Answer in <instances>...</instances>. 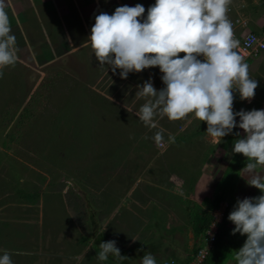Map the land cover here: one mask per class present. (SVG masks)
Instances as JSON below:
<instances>
[{
  "label": "rangeland",
  "instance_id": "1",
  "mask_svg": "<svg viewBox=\"0 0 264 264\" xmlns=\"http://www.w3.org/2000/svg\"><path fill=\"white\" fill-rule=\"evenodd\" d=\"M62 15L74 20L70 12ZM8 17L14 27L20 24L22 45L17 46V63L5 68L0 78V199L9 202L6 210L16 212L23 210L12 208L18 203L41 202L37 208L27 209L32 240L15 239L18 229L14 238H10L15 227L10 220L17 213L12 214V218L6 217L7 232L0 240V250L9 252L13 264L15 260L20 264H90L91 255L95 257L94 264H115L118 258L97 259L99 245L115 240L121 253L125 250L134 253L132 264H139L146 252L156 257L157 264L171 261L188 264L192 249H198L204 239L193 238L191 228L196 212H206L208 207H201L200 211L199 207L195 210L197 207L191 206L192 213L181 214L174 207L179 205L171 200L155 201L146 208L140 200L143 207L130 208L134 216L125 209L127 190L134 176L144 166L151 174L160 164L167 169L166 160L172 156L168 154L165 159L167 154L163 155L175 145L168 142V137L186 131L182 137L187 138L195 125L196 119L191 116L177 121L156 117L155 128L138 119L137 113L146 98L136 96L137 85L151 79L157 90L162 89L159 68L130 73L127 79H121L119 70L114 75L95 59L86 43L91 28L86 30L85 37L84 33H76L79 39L83 38L69 45L60 24L61 15L48 19L40 13L8 14ZM90 18L95 16L91 14ZM33 28L37 32H32ZM237 99H240L238 93L234 95V100ZM157 131L164 133L163 147L153 140ZM184 146L176 152L196 161L193 145ZM175 162L178 163L176 158ZM146 171L145 180L149 178ZM162 171L158 170L155 180L167 182L169 178L166 172L160 175ZM226 181L227 177L225 184ZM259 194L260 191L256 197ZM229 196L227 193L224 198L231 205ZM94 202L102 206V217L96 222L100 234L95 243H77L79 239L91 240L93 230L89 229L91 225L85 222L83 213L94 216ZM150 210L153 214L162 213L158 225L149 224L148 218L153 217V214L149 216ZM189 219L192 221L188 223ZM228 225L230 240L237 244L240 238V246L231 248L238 251L245 240L239 233L232 235L235 227L232 222ZM29 246L38 248L30 255H13ZM72 248L71 252L67 251ZM80 251L87 254L81 259L69 258L73 252ZM228 263L236 264L235 257Z\"/></svg>",
  "mask_w": 264,
  "mask_h": 264
},
{
  "label": "clouds",
  "instance_id": "2",
  "mask_svg": "<svg viewBox=\"0 0 264 264\" xmlns=\"http://www.w3.org/2000/svg\"><path fill=\"white\" fill-rule=\"evenodd\" d=\"M230 0H155L147 9L142 4L123 5L112 14L95 15L86 43L100 66L121 79L130 73L159 68L164 87L157 90L151 79L137 85L136 96L146 98L137 113L146 126L155 128L156 117L177 121L191 116L207 124L206 134L217 145L241 129L243 137L232 147L247 163L241 170L246 183L261 195L237 200L228 220L236 233L247 237L235 251L236 264H264V109L234 111V94L251 101L258 88L250 78L249 65L237 51L228 17ZM17 42L8 14L0 6V78L3 70L17 63ZM184 53L183 56L180 54ZM237 118L239 122L237 123ZM157 131L153 140L164 142ZM169 143L175 136L168 137ZM99 261L110 257L123 261L115 240L102 242ZM0 264H13L7 250H0ZM140 264H157L146 252Z\"/></svg>",
  "mask_w": 264,
  "mask_h": 264
},
{
  "label": "crops",
  "instance_id": "3",
  "mask_svg": "<svg viewBox=\"0 0 264 264\" xmlns=\"http://www.w3.org/2000/svg\"><path fill=\"white\" fill-rule=\"evenodd\" d=\"M154 2L155 0H0V6H2L4 11H6V13L9 15L30 14L36 16L40 13L41 16H44L47 19L48 17L53 16H63L60 24L62 25L63 31L65 32L66 44L72 45L76 41H79L83 37H85L86 30H90V28L93 26L95 19L90 18L91 14L92 16L98 15L100 12H107L109 14H112L119 6H135L136 4H142L147 12V3H149V5H152ZM68 12H70L74 16L73 21L67 20L64 15H62L67 14ZM228 17L230 20L234 18L240 19L244 24L239 28L238 31V35L240 38L249 32L263 35L264 0H230ZM10 24L13 34L16 36L17 46L18 48H20L22 45V40L20 38V36H22V34L20 35V32L22 30L20 29V24H17L16 27H14V23H12L11 21ZM33 30L37 32L36 29L33 28L32 32ZM49 30L52 31L53 29L50 27ZM43 31L46 30L43 28ZM47 32L49 31H46V33ZM76 33H84V36L79 39ZM51 34L55 35V33L52 32ZM29 40L30 38L24 39V42L27 43ZM51 47L54 51L55 48L52 44ZM58 47L59 46H57V48ZM241 56L249 65L250 78L257 79L259 86L256 89L254 98L250 102L241 101L240 99L234 100V111H240L241 109L246 111H250L253 109H264V50L260 53V55L256 57H246L243 55ZM197 121L199 120H195L194 128L190 130L191 133L188 135V137H182V135L186 133V131L183 133H178L175 137V142L171 143L172 145L175 144L173 148L166 151L168 153H165V155H163L164 157L167 154V156L164 157L165 159L168 157V154H171L172 156V158H168L166 160L168 162L166 163V165L168 164L166 166L167 169H164L162 164H160L161 166L158 165L153 167L154 169L160 166L159 168L152 171L151 174L147 173L146 166H144L141 172H139L140 176L138 174L134 176L131 186L128 188L126 195V200L128 203L125 209L127 210V212H132L130 208L135 209V207H143V204L146 208L148 207V204L152 206L155 201H163L164 203H167V200H171L172 202H175L179 205V207H176L174 205L176 210H179L181 214H187L186 212L192 213L193 208H189L191 206L197 207L195 210H198L199 207L200 211H202L201 207H204V209L206 207H208V209L209 207L211 208L212 204L215 205L214 202L216 198L219 199L222 193H224V197L227 196V193H230L228 199H230V201L234 203H236L238 199L241 200L240 198H242L243 196H245L246 198H254L257 196L259 190L249 186L246 183L245 179L241 177L244 175L243 171L241 170L247 163L246 158L242 154H234L232 152L234 143L237 139H239L237 137V133H239L240 136L243 137L245 135L243 130L239 128L234 129L233 133L224 137L223 141L219 145H217L205 133L207 124L201 121H199V123L197 124ZM238 122L239 118H237V123ZM185 144L193 145V149H195L194 155L197 156L196 161L182 156L180 154V151L176 152L177 149L181 150ZM184 147H189V145ZM174 157L178 160V163L175 162ZM160 169L164 170L160 172V175H162L163 172H166V177L169 178L167 182L162 181L159 178L157 181L155 180V178L158 176V170ZM145 171V176L149 177L146 180L144 179L143 175ZM258 171H264V169H258ZM226 177L228 178V181H226L227 184H225L224 182V179ZM163 184L165 185V188L162 189L161 187L164 186ZM140 186L143 187L140 188ZM134 188H136L135 191ZM76 192L79 193V191ZM165 192H167L166 195H164ZM246 192L251 195H246ZM254 193L256 194L254 195ZM5 199L6 198L0 199V240L5 237V234L7 232L6 223L8 222L6 220V217L10 215L12 218V214L17 213L16 215H14V219L10 220L11 224H15L10 238H14L15 230L18 229L19 234L17 233L18 236L15 237V239L19 238V240H21L22 237L25 238V241L28 239L31 241V218L28 217L29 214L27 212V209L37 208L40 205L39 202L41 201L38 200L37 202L18 203V205L16 204L12 208H22L23 210L20 211L19 209L18 212H16L6 210V208H8L9 202H7V200ZM140 200L143 204L140 203ZM94 203V207H96L93 209L94 216L90 213H83L85 222L89 223L92 226H90L89 228L90 230H93L91 240L85 241L87 239H79L77 243H79L80 241L83 244H88L89 242H91V244L95 243L96 238L100 234L98 233L100 229L96 231V222L99 221L102 217L100 214V209H102V206H98L97 202ZM207 203H209V206L206 205ZM19 205H21V207H18ZM198 213L199 212H196V214ZM203 213H205V210L203 211ZM131 214H133L134 216L133 212ZM152 214L153 212L151 211L149 213V216L151 217ZM161 216V212H159V214L155 212L152 218H148L149 224H151L152 226L156 224L158 225V219ZM91 217H93L92 219H94V224L92 223ZM68 218H72L70 214H68ZM191 221L192 219H189L188 223ZM162 228L163 227H161V229ZM154 229L156 228H153V231ZM191 229L192 233L194 234L193 227ZM69 231H71V227L69 228ZM69 239H71V237H69ZM87 246L88 245H86V247ZM37 248L38 246L36 248H31L29 246L28 249L21 248V251H16L13 255H30L31 252L36 251ZM73 248L67 251L71 252ZM76 252H73L69 256V258L80 257L81 259L83 255L87 254V251H80L79 254H76ZM133 255V252L129 254L125 250L121 253V256L127 257L128 259H125L123 261L118 260V263L115 264H132ZM15 261L16 264H20L18 263V260ZM88 261L90 262V264H92L91 261H93V264L96 262L93 255L88 258ZM129 261L130 263H128Z\"/></svg>",
  "mask_w": 264,
  "mask_h": 264
},
{
  "label": "built area",
  "instance_id": "4",
  "mask_svg": "<svg viewBox=\"0 0 264 264\" xmlns=\"http://www.w3.org/2000/svg\"><path fill=\"white\" fill-rule=\"evenodd\" d=\"M234 31V38L239 40V47L237 51L243 56H258L264 50V33L263 35H258L253 32H249L243 37H239L238 31L239 28L244 24L240 19L234 18L231 20ZM160 147H163V144H159ZM228 201L226 199L221 200L217 207L214 208L211 212V222L205 233V238L201 243V246L197 249V252L189 261L188 264H201L207 257L208 253L212 249L213 243L215 241L219 225L223 221L225 213L228 209ZM168 264H175L174 261L169 262Z\"/></svg>",
  "mask_w": 264,
  "mask_h": 264
},
{
  "label": "trees",
  "instance_id": "5",
  "mask_svg": "<svg viewBox=\"0 0 264 264\" xmlns=\"http://www.w3.org/2000/svg\"><path fill=\"white\" fill-rule=\"evenodd\" d=\"M223 198H224V193H222L219 199L216 198L214 202L216 206L212 204V207L211 208L209 207L207 213L200 212L197 214V217L195 218V221L192 224L194 238H200V237L205 238V233L211 222L210 211L216 208L218 203L221 200H223ZM233 205H235L234 202H233ZM233 205H232V202H231V205H228V209L225 213L222 224L219 225V229H218L215 241L213 243L212 249L208 253L206 259L201 264H229L228 261H230L231 259L235 257V251L231 248L232 246L235 248H238L241 244V241L239 238L236 244L235 242L233 243L230 240L231 231L228 225V222H229L228 216L234 207ZM239 236H242V235L239 234ZM226 238H228L229 241H227ZM241 238H244L246 242V239H247L246 235L242 236ZM192 252H193L192 254V257H193L195 253L197 252V248L192 249Z\"/></svg>",
  "mask_w": 264,
  "mask_h": 264
}]
</instances>
